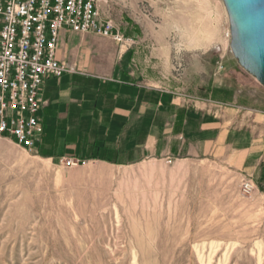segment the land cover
<instances>
[{"label":"rangeland","instance_id":"374dc122","mask_svg":"<svg viewBox=\"0 0 264 264\" xmlns=\"http://www.w3.org/2000/svg\"><path fill=\"white\" fill-rule=\"evenodd\" d=\"M99 10L131 45L70 34L59 40L64 61L132 50L131 63L153 67L174 102L264 116V88L229 49L222 0H102ZM214 84L232 92L211 94ZM57 151L0 138V264H264V192L226 152L145 161L138 149L135 159L104 162Z\"/></svg>","mask_w":264,"mask_h":264},{"label":"crops","instance_id":"0c3cea01","mask_svg":"<svg viewBox=\"0 0 264 264\" xmlns=\"http://www.w3.org/2000/svg\"><path fill=\"white\" fill-rule=\"evenodd\" d=\"M70 34L63 33L60 41ZM56 54L60 62H67L59 49ZM96 54L84 52L85 61L75 64L87 74L43 81L40 94L45 104L39 110L43 131L34 153L56 152L54 142L61 146L57 152L83 150L73 155L84 159L89 154L104 162L135 159L138 149L145 161L202 160L226 152L227 164L242 177L252 176L256 189L264 192V116L212 112L204 103H176L158 90L153 67L139 58L138 64L131 63L132 50ZM97 57L104 62L94 60ZM219 84L209 93L232 92Z\"/></svg>","mask_w":264,"mask_h":264},{"label":"built area","instance_id":"2783aa9c","mask_svg":"<svg viewBox=\"0 0 264 264\" xmlns=\"http://www.w3.org/2000/svg\"><path fill=\"white\" fill-rule=\"evenodd\" d=\"M101 2L0 0V138L29 153L36 151L43 131L39 123L45 104L40 94L43 81L79 71L75 64L57 59L62 31L91 33L121 47L131 45L110 19H102ZM251 189V182L241 185L244 194Z\"/></svg>","mask_w":264,"mask_h":264},{"label":"water","instance_id":"95a60500","mask_svg":"<svg viewBox=\"0 0 264 264\" xmlns=\"http://www.w3.org/2000/svg\"><path fill=\"white\" fill-rule=\"evenodd\" d=\"M236 63L264 88V0H222Z\"/></svg>","mask_w":264,"mask_h":264},{"label":"bare ground","instance_id":"6f19581e","mask_svg":"<svg viewBox=\"0 0 264 264\" xmlns=\"http://www.w3.org/2000/svg\"><path fill=\"white\" fill-rule=\"evenodd\" d=\"M228 37V36H227Z\"/></svg>","mask_w":264,"mask_h":264},{"label":"trees","instance_id":"16d2710c","mask_svg":"<svg viewBox=\"0 0 264 264\" xmlns=\"http://www.w3.org/2000/svg\"><path fill=\"white\" fill-rule=\"evenodd\" d=\"M81 159V158H80Z\"/></svg>","mask_w":264,"mask_h":264}]
</instances>
